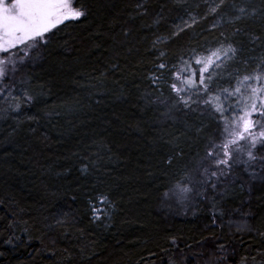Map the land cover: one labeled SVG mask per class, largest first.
I'll use <instances>...</instances> for the list:
<instances>
[{"label": "trees", "instance_id": "1", "mask_svg": "<svg viewBox=\"0 0 264 264\" xmlns=\"http://www.w3.org/2000/svg\"><path fill=\"white\" fill-rule=\"evenodd\" d=\"M210 1L84 0L87 19L59 26L42 59L23 78L6 79L14 96L26 88L36 97L22 107L39 119L17 127L15 111L0 112V264H264V168L248 191L243 183L234 186V199L215 213V225L212 208L175 220L156 210L168 187L162 176L172 171L159 165V145L177 123L162 116L163 105L144 98L153 89L159 94L148 76L158 49L177 64L189 47L223 39L222 33L233 38L234 27H241L234 38L244 41L243 57L252 59L247 65L238 60L239 74L264 54V45L249 43L245 34H264V0H248L257 13L235 25L233 14L210 13ZM192 13L196 24L172 36ZM160 71L172 79L169 69ZM11 102L7 90L0 93V109ZM82 163L90 165L88 173ZM174 168L183 171L180 163ZM87 189L108 192L115 202L107 226L92 221ZM243 190L251 193L247 203ZM62 213H68L66 227L54 223ZM245 225L251 231L238 230Z\"/></svg>", "mask_w": 264, "mask_h": 264}, {"label": "snow or ice", "instance_id": "2", "mask_svg": "<svg viewBox=\"0 0 264 264\" xmlns=\"http://www.w3.org/2000/svg\"><path fill=\"white\" fill-rule=\"evenodd\" d=\"M178 2L182 3L183 0ZM226 3L227 0L212 3L209 5L210 13L217 14L218 11H222ZM232 6L235 13L230 16V20L234 25L246 17L254 16L258 11L254 7L249 8L235 2ZM135 7L142 9L145 13L148 12L143 3H137ZM261 8L264 9V2ZM89 13L90 9L84 0H0V84L3 85L0 87V93L7 90V94L12 97V102L8 104L7 109H0V112L15 111L17 115L13 118L17 121V127L23 125L25 121L39 119L37 115L25 112L22 107L24 104H31L36 97L26 88L23 89L22 96H14L5 78L10 74L15 76L26 56L31 55L33 51L36 56H39V49L47 45L51 35H55L54 30H60L58 26H66L65 22L79 21L80 18L86 20ZM261 16L264 17V12H261ZM160 19L162 17L158 16L154 23H159ZM196 22L197 18L192 16L187 21L182 20V24L176 25V31L171 35H178L190 24H196ZM211 27L216 28L217 25L212 24ZM126 31L129 30L126 29ZM242 31L243 28L234 27L233 38L222 33L223 39L214 38V43L206 40L204 45L196 44L189 47L186 52L181 53L177 62L178 66L166 58L165 50L158 49V63H154V70L150 71L148 76L151 84L157 86L159 94H153L156 91L153 89L144 97L148 104L156 103L164 106L162 116L165 119L183 120L185 131L169 139L165 144L159 145L158 163L164 169H171L177 163L182 164L183 177L187 179V183L177 181L175 184L180 200H194L196 196L211 200L213 222L216 221V212L223 214V209L218 207L219 201L215 193L226 191L227 184L225 189H219L218 185L225 183L222 178H226L233 171V164L240 161L248 166V171L254 174L256 169L252 168L251 164L258 159L264 160V156L257 155V145L264 146V54L256 58V66L251 71H245L241 75L237 69L235 77L227 71L237 60H242L247 65L252 59L243 57L244 41L234 38ZM245 34L249 37V43L255 45L259 42L264 45V34L258 35L254 31ZM161 39L157 37L153 48L157 47ZM20 52H24L25 55L20 56ZM116 67L117 65L114 64L113 68ZM161 69H169L168 74L175 79L165 81V73L160 71ZM221 73L230 79L224 82ZM233 78L236 81L235 86L232 85ZM164 82H167L171 89V93L167 96L164 95L161 87ZM14 87L15 85H12V88ZM204 112H210L217 120H223L224 125L222 129L218 126L216 135L208 137L203 156L198 154L191 156V145L182 141L180 137L187 136L192 129H195L196 133L204 130L203 124L197 127L189 120L191 114ZM30 131L35 132L36 129L30 128ZM242 141L246 144L241 143ZM181 144L184 146L181 147ZM185 148L189 151L186 152ZM245 153L248 159L242 160V154ZM186 157L190 158L185 159ZM260 167L264 168V164ZM81 170L88 173L90 165L82 163ZM209 188L213 190L212 194H209ZM86 191L91 193L86 196V199L92 221L107 226V222L112 218L115 202L108 192L94 189ZM172 191L173 189H168L165 196L167 197ZM190 193L193 195H189ZM73 199L76 197L74 196ZM185 207L187 209V205ZM195 211L194 209L193 214ZM67 221L68 213H62L54 220V223L66 227ZM46 226L52 227L51 224ZM238 230L251 231V228L245 225L243 229ZM172 239L176 238L172 237ZM220 248L224 250L223 245Z\"/></svg>", "mask_w": 264, "mask_h": 264}, {"label": "rangeland", "instance_id": "3", "mask_svg": "<svg viewBox=\"0 0 264 264\" xmlns=\"http://www.w3.org/2000/svg\"><path fill=\"white\" fill-rule=\"evenodd\" d=\"M214 2L218 3V0H211L210 1V5ZM235 1L232 0H227L226 6L223 8L222 11H218L217 13V17L220 19V17L223 14H234L235 13V9L233 8V3ZM247 2H249L248 0H237L236 4L238 5H246L247 6ZM228 10V11H227ZM233 12V13H232ZM191 16H194V14L192 13ZM59 27V26H58ZM51 35V34H50ZM210 43H214V39L213 41H208ZM205 43H203L202 45H204ZM40 55L36 56L35 51H33L31 53V55L26 56L25 60L21 63V67L20 70L15 74V76L13 75H9L8 77L5 78L11 81H16L20 78H23L24 75L26 74V69L27 67H31L34 66L35 64H37L43 56V48L39 49ZM20 56H24L25 53L24 52H20L19 53ZM239 63V61L237 60L232 67H230L227 71L231 72L233 74V77L236 76L237 72V68H239V65H237ZM221 76L223 78L224 82H227L230 77L224 75V73H221ZM172 79H175V77L173 76ZM235 79H232V85L235 86ZM169 93H171V89L170 86H167L166 89H164V95H169ZM174 95V93H172ZM180 115V114H178ZM195 116L198 117H203L204 120V130L200 133H196L195 129L189 130L188 135L187 136H183L180 137V139L182 141H186L187 144L191 145V152L196 153V155L198 154L199 156H203L204 155V149H205V145L207 143L208 137L209 136H214L217 134V130H218V126L219 128H223L224 125V121L223 120H217L215 116H213L210 112H204V113H195ZM230 115V114H229ZM189 120L191 122H193L197 127V121L195 117L190 116ZM176 125H175V129H173V131L170 132V136L171 138L178 136L181 132L185 131V125L182 119H176ZM180 130V132L178 131ZM179 132V133H178ZM191 137V138H189ZM241 143H245V141H242ZM184 145L181 144V147H183ZM235 147V146H233ZM185 151H189L188 148L184 149ZM257 155L259 156H264V146L261 145H257ZM247 155L242 154V160H246ZM261 164H264V160H260L258 159L256 162L251 164L252 168L257 169L260 167ZM176 164H174L171 168L172 171H170L169 173L167 172V174H165L164 176H162L164 184L166 186H168L166 189H164L161 194L159 199L156 202V210L157 212L161 213L165 219L168 218V220H175L178 218H182V217H197V216H202L205 212H207V209L212 208V201L209 199H204L202 197L196 196L194 200H188V201H181L180 200V194L178 192L177 189H175V184L177 181H182L183 183H187V179L183 177V171H178L177 169L175 170L174 166ZM180 166V165H179ZM248 166H246L245 164H243L242 162L238 161L236 163L233 164V171L231 173H229V175L226 178H222L225 180V183H222L220 185H218L219 189H225V184H227V188L226 191H220V192H216V199L219 201L218 207L222 208V206H225V203L229 202L228 200H230V198H232V200L234 199L233 196L230 197V194L234 189V186L236 185H241L240 183H243V185L245 187H243L244 189H246L247 191L249 190L250 186L247 187L248 185H252L254 179L256 180L258 178L259 180V176L258 174L260 173H252L250 171L247 170ZM248 176V178L246 179V177ZM253 177H255L253 179ZM242 186H239V188H241ZM242 188V189H243ZM168 189H173L172 192L169 193V195L166 197L165 196V192ZM213 190L211 188H209V194H212ZM244 196H245V200L244 202L247 203V201L250 200L249 196H250V191L248 192H244ZM189 195H193V194H189ZM221 197H223L221 199ZM229 198V199H228ZM187 205V209L186 206ZM195 211V214H193V210ZM213 217V215H212ZM211 217V222L212 224H216L218 219L216 217V221L213 222V219Z\"/></svg>", "mask_w": 264, "mask_h": 264}]
</instances>
